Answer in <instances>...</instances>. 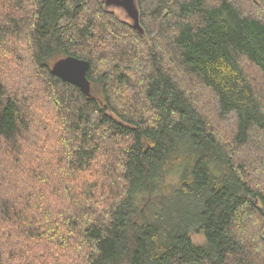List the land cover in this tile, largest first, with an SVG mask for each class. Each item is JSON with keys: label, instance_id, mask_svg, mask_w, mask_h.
I'll return each mask as SVG.
<instances>
[{"label": "trees", "instance_id": "1", "mask_svg": "<svg viewBox=\"0 0 264 264\" xmlns=\"http://www.w3.org/2000/svg\"><path fill=\"white\" fill-rule=\"evenodd\" d=\"M137 4L141 30L104 0H0V223L49 243L42 264H264V91L246 69L264 78V0ZM69 55L90 94L53 73Z\"/></svg>", "mask_w": 264, "mask_h": 264}, {"label": "rangeland", "instance_id": "2", "mask_svg": "<svg viewBox=\"0 0 264 264\" xmlns=\"http://www.w3.org/2000/svg\"><path fill=\"white\" fill-rule=\"evenodd\" d=\"M108 9H110L115 14V16L120 19L121 22H124V21L129 22V23L133 22L127 16L126 12L123 10L122 7H114V6L110 5L108 7ZM247 9L248 8H246V10ZM256 9H257V11L262 13V9H259V8H256ZM257 11H255V12L257 13ZM132 34H133V32H131L130 30L125 29V28H121V35L122 36H124V37L127 36V37L131 38ZM130 38H128V39H130ZM102 42H100V45ZM124 57H126V55ZM106 59L109 62H112L115 60L113 57H110V56H106ZM118 61H120L122 63L121 59ZM15 63H17V62H15ZM19 63L20 62H18V65H19ZM123 64L124 65L126 64L125 61H123ZM1 67L4 68L3 66H1ZM12 67L13 68H8L6 70V73L9 76H12V74H14L17 71L15 65H12ZM246 69H247L249 76L254 81V83L257 85V87H259L260 90L264 91V78L261 76L259 71L249 64L246 66ZM134 75H137V74L134 73ZM203 104L207 105V102H203ZM209 112L211 113V110ZM216 118H217V116H214V115L212 116V122L214 124L216 131L223 138V140H225L229 145H231L232 134H233V121L232 120H228L227 122L226 121H219V120L216 121ZM44 140H45V138H43L41 140V142ZM233 150H234V153L236 154L235 157L239 160H244V158H246L248 160H252L253 158H255V159L259 158V156L257 154V150H255V151H252L249 149H240V150L233 149ZM32 157H33V155H31L29 159H32ZM34 161L38 162L37 160H34ZM252 164L256 165V163H252ZM97 166H99V163H97L95 167L97 168ZM96 168H95V171L98 174V176L103 177V173H100L99 171H97ZM36 169L39 170L40 168H36ZM252 173H254V170L252 171ZM32 174H35V172H32ZM83 177L87 178L88 180L91 179L87 176V174H83ZM91 181H93V179H91ZM96 181L93 183H96ZM261 188L264 190V178H263V184L261 185ZM99 193L100 192L96 191L93 194H95V196H98ZM9 232H10V230H8L7 227H5L2 223H0L1 248L5 251L9 252L11 255L10 260L8 258L6 259V262L8 264H30L31 262H32L31 264H42V263H44V261H46V262L50 261V255L44 247V245H49V243L42 242L38 237H36V238L35 237H27L26 238V235L24 237H21L20 239H13L10 236ZM192 239L196 243H204V235L202 233H195V232L192 233ZM65 241H61V243L65 242ZM55 248H57V247H55ZM77 252L81 255L84 252V250H83V248L78 247ZM18 258H20V259H18ZM78 264H83V260L78 261Z\"/></svg>", "mask_w": 264, "mask_h": 264}, {"label": "water", "instance_id": "3", "mask_svg": "<svg viewBox=\"0 0 264 264\" xmlns=\"http://www.w3.org/2000/svg\"><path fill=\"white\" fill-rule=\"evenodd\" d=\"M106 7H122L133 25L141 30L137 0H104ZM90 62L86 59L69 55L58 59L52 71L65 81L78 85L86 94L91 93V81L87 76Z\"/></svg>", "mask_w": 264, "mask_h": 264}, {"label": "flooded vegetation", "instance_id": "4", "mask_svg": "<svg viewBox=\"0 0 264 264\" xmlns=\"http://www.w3.org/2000/svg\"><path fill=\"white\" fill-rule=\"evenodd\" d=\"M116 1V0H115ZM124 10V9H123ZM125 11V10H124Z\"/></svg>", "mask_w": 264, "mask_h": 264}]
</instances>
